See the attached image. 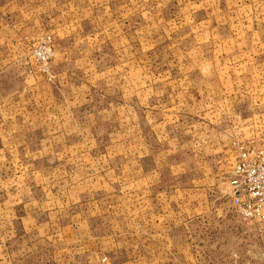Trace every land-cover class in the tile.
Listing matches in <instances>:
<instances>
[{"label": "rangeland", "instance_id": "1", "mask_svg": "<svg viewBox=\"0 0 264 264\" xmlns=\"http://www.w3.org/2000/svg\"><path fill=\"white\" fill-rule=\"evenodd\" d=\"M135 1L133 6L117 7L119 16L111 19L122 32V52L116 60L111 58L120 68L115 72L111 69L105 79L85 70L83 75H90L85 80L89 85L75 87V93L86 94L89 108L116 110L117 120L125 125L117 137L127 145L136 133L147 141L155 157L162 158L166 152L167 158L187 159L188 176L194 173L190 160L201 157V174L207 180L205 199L225 211L229 203L222 195L227 192V177H231L233 142L247 148L264 147V0ZM60 8L62 16L69 12L66 6ZM108 22L95 18L84 24L89 32L84 39L87 46L78 55L62 49L57 33L45 25L28 41L23 65L40 37L50 34L55 46L50 63L54 77H31L53 85V63L56 65L61 54L71 60L78 56L85 62L94 61L92 50L98 48L95 36L103 26L107 31L112 29ZM63 24L67 28L68 24ZM179 125L183 132L186 129L180 139ZM96 132L107 140L106 127ZM9 136L0 134V264H44L42 261L51 256L82 255L84 249H88L85 253L109 255L110 238H100L109 232L105 229L111 213L109 203L103 199L105 206L100 207V199L64 198L54 192L69 186L74 195L71 185L75 183L56 182V176L63 171V179L68 174L73 181L79 166L52 164V156L58 157L56 151L34 150L33 135L28 133L11 136L14 146L25 149L9 148L3 143ZM125 151L124 158L129 159L130 153ZM75 155L68 156L75 161L79 154ZM129 202L120 198L123 205ZM229 208L225 216L231 221V230H219L210 215L203 220L200 236L222 242L220 252L225 255L243 258L235 264H264L260 245L264 236L258 239L248 235L247 227ZM83 240L86 247H82Z\"/></svg>", "mask_w": 264, "mask_h": 264}, {"label": "crops", "instance_id": "2", "mask_svg": "<svg viewBox=\"0 0 264 264\" xmlns=\"http://www.w3.org/2000/svg\"><path fill=\"white\" fill-rule=\"evenodd\" d=\"M135 4V0H0V134L10 135L3 143H8L9 148L25 149V146H14L11 136L20 133L33 135L31 139L34 141V150L50 149L58 154V157L52 156V164L79 166L73 181L68 174L63 179V171L56 176V182L75 183L71 185L75 190L74 195L67 186L62 190H55L57 196L100 199L98 206H105L106 201L111 210L105 227L109 232L100 236L110 238L112 245L107 250L111 252L109 255L103 257L98 253L92 254L91 251L85 253L88 249H84L82 255H56L42 262L240 263L242 257L220 252V247L224 246L222 242L200 236L203 233V220L210 215L219 230L232 229L231 221L225 216L231 211V177H227V192L222 195L227 197L229 203L223 211L224 207L210 202L208 204L205 199L204 183L207 180L201 174V157L190 160L194 173L188 176L187 159L167 158L164 151V157H155L154 152H149L147 141L136 133H132L130 144L127 145L123 139L117 137L125 125L117 120L119 117L116 110L89 108L86 94L83 96L75 93V87L89 85L85 80L90 79V75L84 76L85 70H90L96 78L102 75V79H105L111 69L115 72L120 68L114 59L122 52V32L111 19L119 16L117 7ZM61 6L69 9L65 16L61 15ZM94 8L98 9V13H94ZM95 18L104 19L105 23L109 21L112 29L107 31L103 26L104 30L101 29L95 36L98 39V48L92 50L94 61L85 62L84 58L78 56L71 60L61 54L55 59L56 65L53 63L56 66V81L53 85L38 82L36 78L26 74L23 60L28 55V41L41 33L45 25H49L57 33L62 49L78 55L85 52L82 49L87 46L84 39L89 32L84 24ZM63 23L69 26L66 28ZM65 43H70V46L63 48ZM98 57L100 60L96 61ZM111 58L114 59L111 61ZM151 112L148 111L149 114ZM130 125L136 130L133 122ZM104 127L107 129V140H103L102 133L96 132ZM178 129L180 139L181 133H186V129L184 127L183 132L181 125ZM100 137L102 140H99ZM93 138L94 141H90ZM180 142L181 140L179 148ZM125 149L130 153L129 159L124 158ZM248 149L255 151L258 145L249 146ZM74 152L79 154L75 161L68 156ZM236 155L234 150L233 165ZM197 169L200 173H197ZM66 172L70 173L67 170ZM122 197L128 198L130 202L121 204ZM82 202V206L86 207V201ZM88 204L90 208V202ZM247 229L248 235L262 239L264 221L248 226ZM84 240L82 247L87 246ZM260 245L264 249V244ZM102 248L100 243L99 249ZM22 261L23 258L19 257V263Z\"/></svg>", "mask_w": 264, "mask_h": 264}, {"label": "built area", "instance_id": "3", "mask_svg": "<svg viewBox=\"0 0 264 264\" xmlns=\"http://www.w3.org/2000/svg\"><path fill=\"white\" fill-rule=\"evenodd\" d=\"M54 55L52 36L40 37L24 62L25 72L52 80ZM233 147L237 155L231 169V208L238 222L248 227L264 221V147L252 151L240 142H233Z\"/></svg>", "mask_w": 264, "mask_h": 264}]
</instances>
